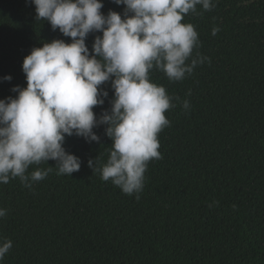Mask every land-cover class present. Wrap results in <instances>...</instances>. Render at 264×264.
Here are the masks:
<instances>
[{
  "label": "trees",
  "instance_id": "16d2710c",
  "mask_svg": "<svg viewBox=\"0 0 264 264\" xmlns=\"http://www.w3.org/2000/svg\"><path fill=\"white\" fill-rule=\"evenodd\" d=\"M102 3L105 15H123L124 5ZM213 3L182 21L195 26L210 63L178 82L150 71L151 82L180 100L165 113L162 159L149 162L139 200L88 166L109 158L105 125L94 128L99 143L66 136L78 172L57 175L49 160L29 167H53L31 189L19 178L0 184V239L13 244L0 264H264V0ZM36 15L29 0H0V99L27 87L22 65L33 48L71 42ZM97 35L87 37L90 51ZM102 87L109 96L94 108L97 118L114 97L110 82Z\"/></svg>",
  "mask_w": 264,
  "mask_h": 264
},
{
  "label": "clouds",
  "instance_id": "9594fccd",
  "mask_svg": "<svg viewBox=\"0 0 264 264\" xmlns=\"http://www.w3.org/2000/svg\"><path fill=\"white\" fill-rule=\"evenodd\" d=\"M29 2L38 21L49 22L71 42L56 39L33 48L22 65L27 87L15 86V98L0 99V184L19 178L31 189L53 167L30 174L29 167L49 160L56 161L57 175L71 176L80 170L81 160L66 151V136L99 143L94 128L105 125L112 140L109 158L103 164L99 157L90 159L88 166L139 200L149 162L162 159L159 133L170 126L165 113L175 107L173 99L180 100L151 82L150 71L159 70L170 82H178L205 61L210 63L198 51L195 26L182 21L196 13L198 5L211 10L213 0H113L125 6L123 15L113 10L105 15L102 0ZM219 31L214 27L212 35ZM90 33H102L91 51L86 43ZM108 82L114 91L111 109L97 118L94 108L108 98L102 87ZM182 103L190 109L189 100ZM5 215L0 208V218ZM12 246L10 239H0V261Z\"/></svg>",
  "mask_w": 264,
  "mask_h": 264
}]
</instances>
